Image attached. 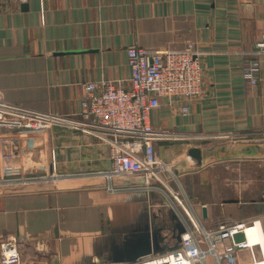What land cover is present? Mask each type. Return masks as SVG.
I'll return each instance as SVG.
<instances>
[{"label": "crops", "instance_id": "1", "mask_svg": "<svg viewBox=\"0 0 264 264\" xmlns=\"http://www.w3.org/2000/svg\"><path fill=\"white\" fill-rule=\"evenodd\" d=\"M263 32L264 0L0 3V93L8 102L74 114L82 82L128 84L133 43L162 50L193 41L204 71L189 114L166 105L151 113L155 127L181 137L154 143L158 161L172 165L174 175L162 174L169 188L142 176L116 180V191L100 177L0 188V242L16 235L23 258L37 264H134L185 230L171 189L205 204L211 227L257 216L264 224V54L254 52ZM252 59L261 64L256 86L244 77ZM109 157L108 145L74 129H0L1 176L97 171ZM193 183L212 192L193 199ZM249 231L252 239L260 224Z\"/></svg>", "mask_w": 264, "mask_h": 264}, {"label": "built area", "instance_id": "2", "mask_svg": "<svg viewBox=\"0 0 264 264\" xmlns=\"http://www.w3.org/2000/svg\"><path fill=\"white\" fill-rule=\"evenodd\" d=\"M7 1L28 2L0 0V3ZM254 52L264 54V32ZM126 53L130 69L128 84L121 79L82 82L83 96L80 108L74 114L35 110L8 102L0 93V129L48 131L55 127L70 128L97 138L108 145L110 151L109 166L105 169L75 174L0 175V188L100 177L107 181L109 191H116L123 188L115 184L116 180L137 176H142L147 183L153 180L169 188L162 174L169 172L174 175L173 168L168 162L158 161L154 143L181 137L155 127L151 113L155 108L166 105L178 106L182 114H189L190 103L200 98L203 92L202 52L190 41L181 48L162 50H151L133 43L127 46ZM260 70L259 59H252L244 72L245 79L256 86ZM171 192L172 205L185 228L180 241L165 240L160 248L134 264H210V257L213 264H256L264 261V224L261 217L220 222L207 228L203 224L206 205H197L179 190L171 189ZM258 223L261 231L251 239L249 230H255ZM39 245L43 247L42 243ZM0 264L37 263L24 259L20 240L16 235L8 234L0 242Z\"/></svg>", "mask_w": 264, "mask_h": 264}, {"label": "rangeland", "instance_id": "3", "mask_svg": "<svg viewBox=\"0 0 264 264\" xmlns=\"http://www.w3.org/2000/svg\"><path fill=\"white\" fill-rule=\"evenodd\" d=\"M20 130V129H19ZM22 130V129H21ZM221 171V173L223 174V169L222 170H220ZM221 173H218V174H221ZM226 172H224V174H225ZM238 179H240V178H238ZM229 182V184H231V178H230V180H228ZM44 183H49V182H44ZM219 186H221V185H224V182H223V180L220 178L219 179ZM237 183H239V182H237ZM190 187V188H189ZM189 187H188V191H189V193H190V196L193 198L194 196L195 197H201V196H203V195H208L209 193H211L212 191L210 190V189H206V188H200L199 187V185L198 184H196V183H193V184H190L189 185ZM220 193V192H219ZM194 195V196H193ZM215 197V196H214ZM194 199V198H193ZM220 198H216L215 200L217 201V200H219ZM204 220V219H203ZM214 221V220H213ZM216 223V222H215ZM204 225L207 227V228H212L211 227V225H214L213 223H212V221H207V220H204ZM249 233H250V231H249ZM254 237V236H253ZM208 261H209V263L210 264H213V259L210 257L209 259H208Z\"/></svg>", "mask_w": 264, "mask_h": 264}, {"label": "water", "instance_id": "4", "mask_svg": "<svg viewBox=\"0 0 264 264\" xmlns=\"http://www.w3.org/2000/svg\"><path fill=\"white\" fill-rule=\"evenodd\" d=\"M189 154L193 157H195L196 159H198L199 161H202V152H201V149L198 148V147H192L190 148L189 150ZM203 214H204V217H207V208L205 207L204 210H203ZM181 237L180 235L177 237V240L178 242L180 241ZM155 249L157 248H153L151 249L148 253L146 254H143L142 256H139L138 258H136L133 263H135L138 259L142 258V257H145L147 255H149L150 253H152Z\"/></svg>", "mask_w": 264, "mask_h": 264}, {"label": "bare ground", "instance_id": "5", "mask_svg": "<svg viewBox=\"0 0 264 264\" xmlns=\"http://www.w3.org/2000/svg\"><path fill=\"white\" fill-rule=\"evenodd\" d=\"M256 237V236H255ZM259 262H261V261H258L256 264H258Z\"/></svg>", "mask_w": 264, "mask_h": 264}]
</instances>
